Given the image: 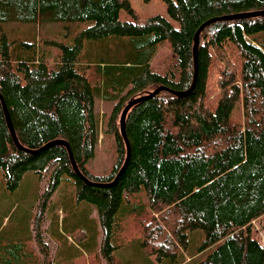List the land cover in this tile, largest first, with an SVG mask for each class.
I'll return each mask as SVG.
<instances>
[{
    "label": "trees",
    "instance_id": "trees-1",
    "mask_svg": "<svg viewBox=\"0 0 264 264\" xmlns=\"http://www.w3.org/2000/svg\"><path fill=\"white\" fill-rule=\"evenodd\" d=\"M162 1L176 27L137 15L128 0H0V23L38 24L45 15L86 26L68 43L0 38V96L19 144L0 102V170L9 191L26 173L44 181L29 235L19 227L0 232V264H75L83 250L91 262L116 264L113 254L123 258L131 248L138 264H264L252 235L253 220L264 215V15L204 26L192 90L182 97L160 91L128 108L129 159L116 177L126 155L118 120L127 102L158 87L189 90L200 25L264 11V0ZM121 11L130 19L121 21ZM119 39L118 49L101 46ZM86 41L100 48L87 50ZM163 45L169 64L154 69ZM96 98L114 103L104 130L116 160L105 174L86 166L98 142ZM56 140L68 144L86 181L66 147H45ZM49 207L46 229L69 247L46 240Z\"/></svg>",
    "mask_w": 264,
    "mask_h": 264
},
{
    "label": "rangeland",
    "instance_id": "rangeland-1",
    "mask_svg": "<svg viewBox=\"0 0 264 264\" xmlns=\"http://www.w3.org/2000/svg\"><path fill=\"white\" fill-rule=\"evenodd\" d=\"M131 7L137 13V15H142L146 17L152 16H162L166 18L173 27L177 26V22L172 19L166 12V5L162 0H128ZM119 19L121 21L129 20V16L126 15L123 11L118 14ZM43 19L39 21L38 24H23L19 22H1L0 23V38L2 35L6 36L8 39H20L27 38V36L36 35V38L39 42L44 39H53L57 42L68 43L73 39V35L78 28L86 27L85 23H77V22H49L45 18V15H42ZM101 45L106 47L108 50L118 49L120 46L124 45L123 40H117L115 43L109 46L106 42ZM85 48L88 50L90 47L95 46L99 47V43L86 41L84 42ZM114 46V48H113ZM50 45H44V48L49 50ZM105 48H102V51ZM52 51V47H51ZM171 58V53L167 45L161 46L158 51L155 53L154 57L151 60L152 67L154 69L162 70L166 65L169 64V60ZM113 102L105 101L101 99L94 100V116L98 126V142L96 144L94 155L91 159H89L86 166L89 168L91 172L94 174H102L107 173L112 168L113 164L116 160V152H115V142L112 136L105 133V120L108 118V115L111 111V107H113ZM44 185V181H38L37 177L33 173L24 174L21 183L18 188L14 191H9L6 188L5 180L3 178V172L0 170V232H6L9 229L19 227L21 232L26 231V234L29 235L30 230H26L28 226H30L31 215L34 213V206L36 202V196L39 192V189ZM33 192V197L31 199L26 198L27 194ZM58 196H60V191L56 190L52 197V202L57 201ZM27 202L24 203V200ZM32 203L31 208H28V212L25 210L24 206L28 207L29 204ZM33 208V209H32ZM32 209V210H31ZM59 211L56 212V214ZM53 210L49 207L45 213V218L42 221L41 225L44 229L46 240L57 248L63 246L62 243H66L67 240L57 239L55 235V229L53 231L47 230L49 226V216L53 218ZM97 227V226H96ZM253 232L252 235L260 242L262 247L264 248V215L253 220L252 222ZM100 228L98 227V231ZM79 234L80 233H75ZM81 236V235H80ZM72 237H68L70 240ZM100 239V236H98ZM97 239V240H98ZM66 241V242H65ZM70 244V243H69ZM65 247H69L66 243ZM126 250V248H124ZM135 250V249H134ZM134 250L131 248V251ZM125 253V251H124ZM133 253H125L123 258L118 256L116 252L113 254L116 264H138L140 262L139 258H136V254ZM81 256H76L75 264H97L93 261L91 262L86 255L84 250L80 254ZM153 258V257H152Z\"/></svg>",
    "mask_w": 264,
    "mask_h": 264
},
{
    "label": "water",
    "instance_id": "water-1",
    "mask_svg": "<svg viewBox=\"0 0 264 264\" xmlns=\"http://www.w3.org/2000/svg\"><path fill=\"white\" fill-rule=\"evenodd\" d=\"M263 15H264V11H259V12L243 13V14H240V15H234V16H228V17L213 18V19H210V20L204 22L202 25H200V27L195 32L194 37L192 38L193 39L192 53H193V63H194L193 64L194 65V76L192 78L193 81H192V85H191L190 89L187 90V91H184V92H174V91L169 90V89H167L165 87H158V88L154 89L152 92H149L148 94H146L145 96L138 97V98L132 99V100L127 102L125 107H123V109L121 111V114H120V118L118 120L119 121V133L118 134L120 135L121 140H122V142L125 145L124 147L126 149V151H125L126 155H125V159H124L123 165L120 168V170L118 171L116 177H118L120 175L119 173L124 170V168L126 167V165L128 163L127 159H129V147H128L129 143H128V140L126 138V135L124 134L125 131H124V121H123V120H125V116H126V113L128 111V108H130V106H132V105H134V104H136L138 102H141V101H144V100H146L148 98L153 97L154 95L157 94V92H160V91H167L168 93L174 94L175 96L182 97V96L187 95L189 93V91L192 90V88L194 87V83H195V79L194 78L196 77V70H197V65H196V57H197V52L196 51H197V47H198V39L197 38L199 37V34L202 31V29L204 28V26H207V24H210L212 22H215L217 20H222V19H230L231 20V19H235V18L255 17V16H263ZM1 98L2 97L0 96V102H1L2 110H3L2 112L4 114V118H5V122H6L5 125H7V128L9 130L10 136L13 139L15 145H17L19 147L18 141L15 138L14 130H13L12 125H11L9 114H8V112H6L7 109H6L5 103H4L3 99H1ZM57 144L58 145H63L64 147H66L65 149H67L68 154H69V159H70L69 162H71V165H72V168H73L75 174L77 176L79 175V177H81L83 180L86 181L84 176H82L81 173L78 171L76 163L73 162L74 161L73 157H72V155L70 153V150L68 149V144L66 142L56 140V141H52V142L48 143L45 147H47V146L51 147V145H57ZM45 147H42V148H45Z\"/></svg>",
    "mask_w": 264,
    "mask_h": 264
},
{
    "label": "crops",
    "instance_id": "crops-1",
    "mask_svg": "<svg viewBox=\"0 0 264 264\" xmlns=\"http://www.w3.org/2000/svg\"><path fill=\"white\" fill-rule=\"evenodd\" d=\"M33 197V192H31V194H28V196H26L27 200L31 199ZM26 200V199H25ZM26 200V202H27ZM151 262V261H150ZM150 264H154L153 262H151Z\"/></svg>",
    "mask_w": 264,
    "mask_h": 264
}]
</instances>
